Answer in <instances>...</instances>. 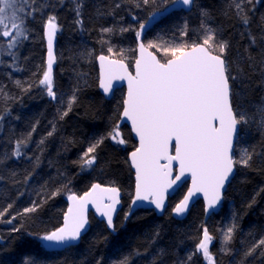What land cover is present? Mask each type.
Returning <instances> with one entry per match:
<instances>
[{
	"label": "trees",
	"instance_id": "trees-1",
	"mask_svg": "<svg viewBox=\"0 0 264 264\" xmlns=\"http://www.w3.org/2000/svg\"><path fill=\"white\" fill-rule=\"evenodd\" d=\"M82 2L79 17L82 24L77 25L75 5L71 0H64L63 4L59 0H36V7H42V11L34 12V18L26 21L28 39L15 50V66H10V56H0L3 60L0 63V93L6 94L0 95V116L4 117L0 121V157L7 156L0 162V211L12 205L0 216V264H24L25 258L35 260L36 264H96L97 260H101V264H113L122 254L133 251L141 253L134 258L133 264H153L154 259L156 264H180L193 252L205 227L215 238L210 244L215 264H264V249L258 248L248 257L244 255L264 237V191H261L264 189V129H258L255 124L238 146H247L250 151L255 149L257 155L253 157L252 166L235 168L225 190L222 208L211 214L206 222L201 200L196 201L185 219L172 215L173 205L184 195L187 182L168 198L161 216L153 208H139L125 221L124 214L129 210L135 186L128 154L137 145L126 124L118 129L120 138L126 143L118 144L105 138L96 150L95 166L81 171L77 161L82 153L100 136L107 137L118 125L125 96L123 87L115 89L111 99L101 94L96 56L100 53L109 56L107 49L114 46L117 55L112 57L120 59L118 53L125 49L126 63L131 69L136 56L137 21L148 20L153 8L161 6L160 0L148 5L142 0ZM117 3L121 4L119 9L114 7ZM137 3L139 7L135 6ZM228 3L229 0H197L198 7L191 11L170 9L163 17L157 16L149 23L142 41L145 45L149 41L199 43V10L206 9L210 17L207 23L219 30L220 39L229 43L226 58L233 64V75L237 74V64L242 69L239 79L230 82L234 93L233 107L241 105L252 114L255 112L253 105L264 103V22L261 20L264 0H253L254 7L248 5L252 11L247 30L228 8ZM110 10L111 15L108 14ZM49 14L56 15L60 25L52 70L57 101L49 98L38 83L46 69L43 23ZM104 27L115 31L102 33ZM122 27L133 30L122 33ZM182 30L187 31L186 36L180 35ZM248 31L255 36V44L251 43ZM150 50L162 62L172 58L156 48ZM17 80L21 82L20 86L16 85ZM22 88H28V91ZM73 89H76L77 101L61 120L59 112L67 107L66 101ZM60 98L65 101L63 105L59 103ZM53 123L56 130L49 137L47 133L52 130ZM34 124L36 129L27 147L22 149V156H11L15 141L32 131ZM42 139L44 142L40 144ZM94 182L117 186L120 190V206L113 219L115 232L90 213V228L77 244L67 249H44L37 237L62 224L66 198L70 193L81 195ZM53 192L57 194L53 196ZM34 203L38 205L35 212L23 213L24 208ZM233 222L237 227L229 245L232 254L225 255L220 251L221 229ZM13 228L19 231H13ZM190 264L207 262L202 254H197Z\"/></svg>",
	"mask_w": 264,
	"mask_h": 264
},
{
	"label": "snow or ice",
	"instance_id": "snow-or-ice-1",
	"mask_svg": "<svg viewBox=\"0 0 264 264\" xmlns=\"http://www.w3.org/2000/svg\"><path fill=\"white\" fill-rule=\"evenodd\" d=\"M59 2L63 4L64 0ZM71 2L75 5L73 9L77 17L75 23L80 25L82 21L79 17L83 2L82 0H71ZM142 3L148 5L156 3V0H142ZM160 4L161 6L153 8V11L149 13L148 20L137 21L139 29L135 30V38L138 42L139 56L135 59V75L128 71L125 49H120L118 53L122 57L120 59H110V56L117 55L114 52V46L108 47L109 56L102 54L97 57L101 66L99 87L106 95L114 90L115 81H127L128 89L122 102L121 116L131 121L132 130L139 138V147L130 154L132 167L135 168L136 194L129 210L124 214L125 221L131 217L137 207L142 206L139 204L140 201H150L155 205V209L163 210L165 192L180 181L185 173L191 174L192 187L188 189V194L175 205L172 213L176 216L185 214L190 198L196 193L204 194L205 212L214 211L223 199L222 191L234 175L235 168L237 166L250 168L253 157L257 155L254 148L250 151L247 146L243 148L238 146L251 131L253 124L258 129H264V103L253 105L255 112L252 114H249L247 108L241 105L233 107L234 93L230 82L239 79L242 69L237 64V74L233 75V64L226 58L229 43L220 39L219 30L207 23L210 17L206 9L199 10L201 35L198 38L201 42H193L191 45L163 44L155 41H149L145 45L142 42L143 33L157 16L163 17L170 9L191 11L193 7H198L197 0H160ZM248 5H253V0H229L228 3V8L234 12L246 30L251 24L252 9L248 8ZM135 6L139 7L140 4L137 3ZM114 7L119 9L121 4L117 3ZM36 11H42V7H36V0H0V56H10L11 67L15 66L17 59L15 50L23 40L28 39L29 29L26 27V21L28 18H34L33 13ZM108 14L111 15L112 10ZM261 20L264 22V17H261ZM59 30L60 25L56 15L49 14L43 23V35L47 39L46 69L38 83L44 87L47 96L53 101L58 100L53 84L52 69L56 59L53 41ZM131 30H133L131 27L120 28L122 33ZM114 31L113 28L108 27L101 29V32L105 34ZM180 35L186 36L187 31L182 30ZM247 35L251 43L255 44V36L250 31ZM101 42L105 41L102 39ZM150 48L162 51L165 56L170 54L172 58L161 62V59L149 51ZM87 54L91 55L90 52ZM0 63H3V60H0ZM15 83L17 86L21 85L19 80ZM22 90L28 91V88H22ZM0 95L6 94L0 93ZM76 101V89H73L72 95L66 101L67 107L59 112V119L62 120L68 115ZM59 103L63 105L65 101L60 98ZM3 119L4 117L0 116V121ZM35 129L34 124L32 131L15 141L11 156L17 158L22 156V149L27 147ZM118 129L119 125L114 127L107 137L100 136L89 145L77 161L81 171H87L95 166L96 150L105 138H111L118 144L126 143L120 138L121 133ZM55 130L56 126L53 123L52 130L47 133V136H52ZM173 141L175 155L169 152ZM43 142L42 139L40 144ZM236 152H239L238 156L235 155ZM4 158L7 156L0 157V162ZM162 160L167 163L162 164ZM173 161L178 163L179 172L175 179H170L173 175ZM28 175L31 176V173ZM27 180L28 176L25 177V182ZM97 189L109 193L107 196L109 203L96 204V209L106 219L107 227L115 232L113 215L119 204V190L115 187L101 189L99 184L94 183L92 189L84 196L77 197L75 194L68 196L70 204L68 211L64 214L63 224L37 237L44 249H67L80 239L88 225L85 206L90 200L96 203L94 193ZM56 194L57 192L52 193L53 196ZM11 207L12 205L9 204L7 208L0 211V216H3ZM37 207L38 205L34 203L33 206L24 208L23 213L35 212ZM233 219L235 220V217ZM236 227L237 225L233 222L230 226L221 229L220 251L225 255L232 254L229 245ZM12 230L19 231L17 228ZM214 239L205 227L203 236L193 252L189 253L180 264H190L193 256L197 254H202L207 264H215L210 252V244ZM258 248L264 249V237L245 252V257L253 255ZM139 255L141 253L138 251L122 254L113 264H133L134 258ZM24 264H36V261L25 258ZM96 264H101V260H97ZM153 264H156L155 259Z\"/></svg>",
	"mask_w": 264,
	"mask_h": 264
},
{
	"label": "water",
	"instance_id": "water-1",
	"mask_svg": "<svg viewBox=\"0 0 264 264\" xmlns=\"http://www.w3.org/2000/svg\"><path fill=\"white\" fill-rule=\"evenodd\" d=\"M185 11H187V10H185ZM44 39H45V48H46V50H47V39H46L45 37H44ZM55 45H56V36L54 37V41H53V52H54V55H56ZM137 45H138V42L136 41V46H135V47H136V56H135V59L138 58V56H139V50H138V46H137ZM149 51L152 52V50H150V49H149ZM152 53L154 54V52H152ZM102 54H103V53L98 54V55L96 56V59H95V60H96V63H97V69H98V71H99L98 83H100L101 66H100V61L98 60L97 57H99V56L102 55ZM103 55H105V54H103ZM154 55H156V54H154ZM106 56H108V55H106ZM156 56H157V55H156ZM157 58L159 59V57H157ZM110 59H118V58H115V57L110 56ZM169 59H171V58H169ZM46 61H47V51H46V55H45V62H46ZM161 62H162V61H161ZM54 65H55V62H54V64H53V68H54ZM52 70H53V69H52ZM128 71H129L131 74L135 75V60H134V62H133V65H132V68H131V69H130L129 66H128ZM114 85H115L114 90H115V89H120V88L123 87V88H124V93H125V96H126V94H127V89H128L127 81H126V80L115 81V82H114ZM99 90H100L101 94H103L104 97H105L106 99H111V97L113 96V92H114V90H113L112 92H110L109 94H107V95L103 92V89H101L100 87H99ZM125 96H124V97H125ZM122 105H123V104H122ZM122 111H123V109H122ZM122 111H121V113H122ZM121 113H120V120H119V122H118V125L121 126V125L126 124V125L130 128L133 139H135V140L137 141V145H136V148H137V147H139V138L136 136L135 132L132 130V124H131V121L128 120L126 117H122V116H121ZM136 148H135V149H136ZM135 149H133L132 151H130L129 154H128V162L130 163L131 170H132V172L134 173V185H135V183H136V181H135V168L132 167L130 154H131L133 151H135ZM169 152H170L171 155H175L174 141L172 142V144H171V146H170ZM161 163L164 164V163H167V162L162 160ZM172 167H173V175L170 177V179H175V176H176V175L178 174V172H179V165H178L177 162L173 161V162H172ZM235 172H236V169H235V171H234V174H235ZM232 177H233V176H232ZM232 177H231V178H232ZM230 181H231V180H230ZM185 182H187V186H186V189H185V191H184V193H183L184 195H183V196H182V197H181V198H180V199H179V200L173 205V208H174L175 205H176L180 200H182V199L184 198L185 195L188 194V189L192 187V177H191V174H190V173H185L184 176L181 178L180 181H178L175 185L172 186V188L168 189V190L165 192V207H164L163 210L155 209V205L151 204L150 201H140L139 204L142 205V206L137 207V208L135 209V211L138 210L139 208H145V209H151V208H153V209L155 210L156 214L159 215V216H161L162 213L164 212V210H165L166 207H167L166 205H167V203H168V198L171 197V196H173V193L176 192V191H177V190H178V189H179V188H180ZM94 183H95V184H99V185L101 186V189H104V188H110V187H115V188H117V189L119 190V188H118L117 186H109V185H105V184L102 185V184L97 183V182H94ZM94 183H92V185H93ZM229 183H230V182H229ZM229 183L226 184L225 189L222 191L223 199H222V201L219 203L218 207H217L214 211H213V210H210L208 213H206V212H205V206H206V204H205L204 194H203V193H196L193 197L190 198L189 207H188V210L186 211V213L183 214L182 216H176L175 214L172 213L173 217H176V218H178V219H180V220L185 219V215H186V214L188 213V211L194 206V204L196 203V201L201 200L202 205L204 206V216H205V217H204V221L206 222V221L209 219V217H210L211 214H216V213H218V212L220 211V209L222 208V206H223V200H224L225 190H226V188H227V186H228ZM92 185L90 186V188H89L88 190H86L85 192L81 193V195H77V194H75V193H70L69 195H73V194H75L77 197H82V196H84V194H85L86 192H89V191L92 189ZM135 194H136V189H135V186H134V191H133L132 196L134 197ZM108 195H109V193H104V192H102L100 189H97L96 192L94 193V196H95V198H96V203L94 204V203L90 200L89 203L85 206V215H86L87 220H88V225L86 226L87 230L82 232V235H81L80 239L83 237V235L87 234V232H88V230H89V228H90V221H89V214H90V213H92V214H93L94 216H96L98 219H100V220L106 222V219H105L104 217H102L100 213L97 212L96 204H106V203H109V201L107 200V196H108ZM101 198H103V199H101ZM66 199H67V207H66L65 211L67 212V211H68V208H69L70 201L68 200V197H67ZM118 199H119V204L116 206V212H117V210L119 209V206H120V200H121V197H120V190H119V193H118ZM132 200H133V198H132ZM132 200H131V202H130V205L132 204ZM66 212H65V213H66ZM116 212H115L114 215H113V219H114V217H115V215H116ZM65 213H64V214H65ZM113 221H114V220H113ZM63 222H64V215H63V218H62V224H63ZM106 223H107V222H106ZM62 224H61V225H62ZM61 225H60V226H61ZM60 226H59V227H60ZM80 239H79L77 242H75L74 244H77V243L80 241ZM54 250H60V249H54Z\"/></svg>",
	"mask_w": 264,
	"mask_h": 264
},
{
	"label": "bare ground",
	"instance_id": "bare-ground-1",
	"mask_svg": "<svg viewBox=\"0 0 264 264\" xmlns=\"http://www.w3.org/2000/svg\"><path fill=\"white\" fill-rule=\"evenodd\" d=\"M143 42V41H142ZM144 43V42H143Z\"/></svg>",
	"mask_w": 264,
	"mask_h": 264
},
{
	"label": "rangeland",
	"instance_id": "rangeland-1",
	"mask_svg": "<svg viewBox=\"0 0 264 264\" xmlns=\"http://www.w3.org/2000/svg\"><path fill=\"white\" fill-rule=\"evenodd\" d=\"M207 262V261H206Z\"/></svg>",
	"mask_w": 264,
	"mask_h": 264
}]
</instances>
